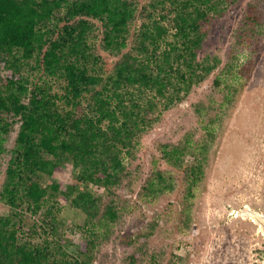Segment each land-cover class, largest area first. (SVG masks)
Here are the masks:
<instances>
[{"label": "trees", "instance_id": "16d2710c", "mask_svg": "<svg viewBox=\"0 0 264 264\" xmlns=\"http://www.w3.org/2000/svg\"><path fill=\"white\" fill-rule=\"evenodd\" d=\"M240 1L0 0V156H10L0 190L9 210L0 215V264H105L103 248L122 220L119 190L132 184L141 138L216 71L214 86L227 91L221 108L247 75L246 66L221 67L218 54H204L212 25ZM263 7L264 0L247 2L234 45L250 47ZM212 109L195 106L202 139L161 149L182 175L186 201L205 177L217 132ZM65 172V182L55 179ZM175 183L154 168L139 196L156 199ZM65 208L82 222L68 226ZM156 225L134 239L118 236L135 246L122 264H144ZM72 230L80 234L74 254Z\"/></svg>", "mask_w": 264, "mask_h": 264}, {"label": "rangeland", "instance_id": "374dc122", "mask_svg": "<svg viewBox=\"0 0 264 264\" xmlns=\"http://www.w3.org/2000/svg\"><path fill=\"white\" fill-rule=\"evenodd\" d=\"M248 1L241 0L212 25L204 48V54L222 58L221 67L227 62L246 66L248 73L235 83L232 103L219 107L227 91L214 86L216 71L184 101L165 111L141 138L130 167L132 184L119 190L122 220L103 248L105 264H122L134 250L118 236L134 239L152 223L157 225L148 238L150 253L144 264H264V221L262 226L249 216L252 212L264 219V13L250 47L234 45V32ZM199 101L213 106L209 113L218 116L217 132L210 143L205 177L194 198L186 201L182 175L163 159L161 149L187 137L194 142L203 138L202 120L195 112ZM18 129L16 123L7 137L8 150L14 146ZM9 157L8 153L0 156V190ZM154 168L168 171L176 180L175 188L153 200L140 197L141 186ZM55 179L65 182L69 172ZM8 211L0 202V215ZM63 215L68 226L83 220L74 210L65 208ZM67 236L68 250L74 254L80 234L72 230Z\"/></svg>", "mask_w": 264, "mask_h": 264}, {"label": "water", "instance_id": "95a60500", "mask_svg": "<svg viewBox=\"0 0 264 264\" xmlns=\"http://www.w3.org/2000/svg\"><path fill=\"white\" fill-rule=\"evenodd\" d=\"M249 216L252 217L255 221L259 222V224L263 226L264 219H262L260 216H257L255 213H252V212H249Z\"/></svg>", "mask_w": 264, "mask_h": 264}, {"label": "bare ground", "instance_id": "6f19581e", "mask_svg": "<svg viewBox=\"0 0 264 264\" xmlns=\"http://www.w3.org/2000/svg\"><path fill=\"white\" fill-rule=\"evenodd\" d=\"M248 210V209H247ZM264 227V226H263Z\"/></svg>", "mask_w": 264, "mask_h": 264}]
</instances>
